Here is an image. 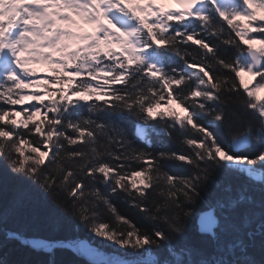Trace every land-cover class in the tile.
Segmentation results:
<instances>
[{"label": "snow or ice", "instance_id": "6c2138e0", "mask_svg": "<svg viewBox=\"0 0 264 264\" xmlns=\"http://www.w3.org/2000/svg\"><path fill=\"white\" fill-rule=\"evenodd\" d=\"M4 244L264 264V0H0Z\"/></svg>", "mask_w": 264, "mask_h": 264}, {"label": "trees", "instance_id": "16d2710c", "mask_svg": "<svg viewBox=\"0 0 264 264\" xmlns=\"http://www.w3.org/2000/svg\"><path fill=\"white\" fill-rule=\"evenodd\" d=\"M41 235H46V233H41ZM78 235L80 238L92 242L90 235L86 231H81ZM102 250L111 251V249ZM0 259L4 260L6 264H20L21 261H31L35 259V257L22 252L19 247L11 244H4L3 246H0ZM60 259L65 262V264H81V258L75 257L71 254H62Z\"/></svg>", "mask_w": 264, "mask_h": 264}, {"label": "water", "instance_id": "95a60500", "mask_svg": "<svg viewBox=\"0 0 264 264\" xmlns=\"http://www.w3.org/2000/svg\"><path fill=\"white\" fill-rule=\"evenodd\" d=\"M82 239H84V238H82ZM86 240V239H85Z\"/></svg>", "mask_w": 264, "mask_h": 264}]
</instances>
